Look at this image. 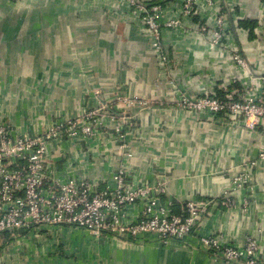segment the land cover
Here are the masks:
<instances>
[{
    "label": "crops",
    "instance_id": "crops-1",
    "mask_svg": "<svg viewBox=\"0 0 264 264\" xmlns=\"http://www.w3.org/2000/svg\"><path fill=\"white\" fill-rule=\"evenodd\" d=\"M165 4L180 26L163 34L171 56L164 72L148 36L123 14L119 0H0V123L22 135L102 105L116 118L126 115L127 149H120L115 122L107 119L96 136H81L50 153L56 176L104 189L123 168L134 185L163 183L160 200L173 211L192 199L212 201L195 233L167 244L131 243L64 226L24 243L4 234L0 264H224L199 247L198 239L210 235L238 247L254 239L264 258V120L178 104L180 93H215L238 103L244 91L253 97L262 92L264 1L213 0L203 13L208 26L216 9L234 10L254 23L252 30L239 22L235 28L234 16H227V40L247 61L245 70L227 50L210 45L199 29L200 16L181 20L180 1ZM134 98L137 105L125 104ZM140 207L129 206L127 219Z\"/></svg>",
    "mask_w": 264,
    "mask_h": 264
},
{
    "label": "built area",
    "instance_id": "built-area-1",
    "mask_svg": "<svg viewBox=\"0 0 264 264\" xmlns=\"http://www.w3.org/2000/svg\"><path fill=\"white\" fill-rule=\"evenodd\" d=\"M119 1L123 14L134 18L136 25L148 36L157 65L162 71H168L171 56L162 43L163 34L180 26V20L169 17L165 4L168 0ZM170 1H180L181 20L200 16L204 24L199 29L209 35L210 45L227 50L242 70L248 68L235 43L227 40L230 36L227 16H234L235 28L242 19L234 10H214L211 13L213 25L208 26L203 13L208 14L213 0ZM260 81L262 92L253 97L249 93L251 90L244 91L238 103L233 102L231 96L221 100L215 93L192 96L180 93L178 104L188 111L225 113L229 117L242 114L251 122L264 120V76ZM170 83L175 87L173 81ZM138 102L135 98L125 100L129 107ZM105 107L98 106L77 117L59 118L45 130L33 134H16L9 125L0 123V236L9 234L12 240L20 243L32 237L44 240L54 227L64 226L96 236L108 233L131 243L143 244L153 239L167 244L187 241L195 233V226L208 212L212 201L192 199L179 213H174L172 204H163L160 200L165 193L163 183L154 187L134 185L123 168L109 182L103 183L104 189L97 183L56 176L50 153L81 136H96L107 119L115 122L120 149H127L124 127L130 126L131 119L126 115L116 118ZM259 159L264 160V149ZM135 204L141 207L134 219L129 220L126 210ZM198 242L202 250L224 264H264L254 239H249L243 247L221 244L213 235L201 237Z\"/></svg>",
    "mask_w": 264,
    "mask_h": 264
},
{
    "label": "trees",
    "instance_id": "trees-1",
    "mask_svg": "<svg viewBox=\"0 0 264 264\" xmlns=\"http://www.w3.org/2000/svg\"><path fill=\"white\" fill-rule=\"evenodd\" d=\"M261 1H264V0H261ZM239 26L241 27V28H248V29H253V26H254V23L253 22H245V21H241V22H239ZM179 211H180V209H178V208H176L175 210H174V213H179Z\"/></svg>",
    "mask_w": 264,
    "mask_h": 264
}]
</instances>
